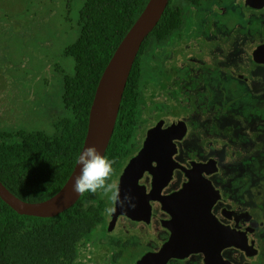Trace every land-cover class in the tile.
Returning <instances> with one entry per match:
<instances>
[{"label": "flooded vegetation", "instance_id": "1", "mask_svg": "<svg viewBox=\"0 0 264 264\" xmlns=\"http://www.w3.org/2000/svg\"><path fill=\"white\" fill-rule=\"evenodd\" d=\"M84 2L80 3L75 20L64 15L65 22L77 23V34L73 40L71 34L63 38L64 32L52 18L54 29L49 27L50 30L40 32L39 43L34 41L23 47L36 63L49 54L56 57L53 68H57L52 70L53 76L64 72L67 48L80 37L79 12ZM183 2L195 8L211 3L223 7L224 11L219 15L225 24L213 37H210L206 26L198 36L186 38L188 32L181 30L183 13V24L176 30L179 38L175 37L176 41L166 53L163 70L158 67L160 75L156 87L158 92H154L155 115L158 120L169 122L167 125L159 124L162 126L185 122L186 129L176 143L175 153V160L183 168H189L190 162L211 160L216 163L217 171L209 177L217 191L211 213L216 224L222 227L220 245L224 247L223 259L228 264H264V0H173V5L182 10L180 4ZM77 4L75 0L74 3L61 0L57 14L68 13L70 7ZM19 5L20 14H25L27 10L22 3ZM54 9L53 2L43 16L48 17ZM229 12L232 13L228 15ZM43 33H48L50 37L45 39ZM183 40L181 50H175V44ZM62 50L64 52L60 56L58 51ZM43 64L42 61L41 66ZM34 70L28 73V79L30 84L36 85L41 72L36 74ZM166 72L170 75H164ZM181 89L185 92H180ZM9 93L15 99L14 104L8 103L14 116L11 124L15 123L19 128L25 124L34 127L29 131H16L47 137L48 134L34 118L48 117L30 113L33 103L27 95L35 100L36 96L31 92ZM52 130L56 132L55 126ZM183 168H174L168 183L161 190L163 195L174 193L186 182ZM138 183L141 187L152 188L153 177L144 172ZM150 207L148 221H134L123 215L129 221L139 222L141 228L138 237L129 233L126 235L128 240L119 238L114 243L119 250L112 256L113 264L130 253L123 264H130L133 259V264H136L143 257L153 255L167 241L170 233L163 222L169 219V215L161 209L159 202L150 201ZM120 226L123 230L128 229ZM226 240L228 245L225 248ZM202 258L201 255H190L184 259H172L166 264H203Z\"/></svg>", "mask_w": 264, "mask_h": 264}, {"label": "trees", "instance_id": "2", "mask_svg": "<svg viewBox=\"0 0 264 264\" xmlns=\"http://www.w3.org/2000/svg\"><path fill=\"white\" fill-rule=\"evenodd\" d=\"M147 2L85 0L81 6L80 37L66 52L74 61L73 73L66 76L60 95L69 115L55 125L57 137L0 131V181L19 199L45 201L70 176L84 142L101 74ZM182 24V10L170 0L140 47L104 153L115 160L114 174L126 162L129 145L140 125L141 57L152 42L165 41ZM103 212L99 193L82 194L72 207L53 218L18 215L0 200V264H74L83 249L79 243L103 222Z\"/></svg>", "mask_w": 264, "mask_h": 264}, {"label": "water", "instance_id": "3", "mask_svg": "<svg viewBox=\"0 0 264 264\" xmlns=\"http://www.w3.org/2000/svg\"><path fill=\"white\" fill-rule=\"evenodd\" d=\"M169 1L148 0L115 48L97 84L79 154L84 148L95 145L104 155L113 134L131 68L143 41L157 25ZM185 129L184 121L149 129L143 146L130 158L120 176V196H130L134 207L127 203L123 207L114 205L116 210L111 213L112 221L123 215L134 221H148L150 201L159 202L161 209L169 215V219L163 222L170 233L167 241L153 255L143 257L136 264H166L172 259H184L190 255L203 256V264H228L222 257L224 247L220 245L222 227L216 224L211 213L217 191L209 177L217 171L216 163L211 160L190 162L186 169L175 160L176 143ZM77 160L64 185L49 199L41 202L23 201L0 181V200L18 215L38 218L59 215L72 207L82 195L73 190L75 177L80 173ZM176 167L183 168L186 182L174 193L163 195L161 190ZM144 172L152 175V188L141 187L138 183ZM226 234L228 236L227 231ZM227 245L226 240L225 248Z\"/></svg>", "mask_w": 264, "mask_h": 264}, {"label": "rangeland", "instance_id": "4", "mask_svg": "<svg viewBox=\"0 0 264 264\" xmlns=\"http://www.w3.org/2000/svg\"><path fill=\"white\" fill-rule=\"evenodd\" d=\"M70 3H74V0H69ZM78 4L74 7H70L71 11L64 14H57V10L61 8V0H0V131L12 133L18 129L25 131L32 130L34 127L30 125H24L22 128L11 124V120L14 116L11 112L12 107L8 104H14L15 99L12 93L9 92H31L36 96V100L27 95V99L33 104L31 105V114H40L43 117L34 118L39 122V126L48 134V138H56L58 133L53 131V127L57 122L69 115L62 104L60 95L64 86V75H70L73 73L74 61L69 57H65V70L63 73L55 74L53 76L52 70L53 63L57 59L50 54L45 56L39 63H36L30 53H26L23 47H26L28 43L37 42L38 35L45 29H54V23L57 22L58 28L64 32L63 38L71 34V40L76 37L77 23L65 22L64 15L70 20H75V16L78 12V7L82 0H75ZM55 4V9L49 13V16L45 15L46 9L51 8V4ZM22 3L26 13L20 14V5ZM181 9L184 13V25L181 30L187 33V37L198 36L205 27L208 26L210 37H213L218 32L225 22L222 20V16L219 15L224 11L223 7L217 6L214 3L202 5L199 8H195L188 3H181ZM215 7V8H214ZM214 10H218L215 12ZM232 12H229L230 15ZM68 14V15H67ZM53 18V19H52ZM27 20L28 22H24ZM49 29V30H50ZM29 30H32L29 33ZM191 33V35H189ZM45 39L50 37L48 33H43ZM56 34H53L55 36ZM180 35H183L182 33ZM177 31L169 36L163 43L152 42L149 50L146 51L141 57L142 61V80L140 84V104H139V119L140 125L136 130L134 139L129 145V151L126 162L123 163L121 171L124 169L125 164L138 153L140 145L144 140L146 133L149 129L159 125L168 124L169 122L158 120L155 115V101L154 92H158L157 82L159 79L158 67L163 70L166 53L173 46V42L176 41ZM179 38V36H177ZM182 43L175 44L177 50H181ZM31 45V44H30ZM66 50V48H65ZM62 52L59 55L62 56ZM32 53V52H31ZM57 54V51L55 52ZM44 64L41 66V62ZM168 62V60H166ZM165 62V63H166ZM57 63V61H56ZM56 65V64H55ZM35 68V73L41 72L36 85L30 84L28 79V73ZM44 69V70H43ZM167 70V67L164 71ZM164 75H170L169 72ZM22 82V83H21ZM30 82V83H29ZM185 85V80L182 79ZM180 92L184 89H181ZM40 92V93H39ZM9 94V95H8ZM8 101V102H7ZM164 118L169 116L163 115ZM15 122V121H14ZM120 171L111 177V182L117 185ZM99 193V192H98ZM99 200L104 209L103 222L99 224L89 235L83 238L79 245L83 249L76 259L74 264H113L111 259L116 249L114 243L119 238L128 240L126 235L132 233L133 236L138 235L139 222L129 221L124 216L117 222H112L111 213L106 209L114 207L108 197L99 193ZM97 203H99L97 201ZM128 227L123 230L121 228ZM146 229V228H145ZM121 236V237H120ZM138 237V236H137ZM115 248V249H114ZM130 254L122 257V260L117 264H123L127 261ZM134 263V259L130 264Z\"/></svg>", "mask_w": 264, "mask_h": 264}, {"label": "clouds", "instance_id": "5", "mask_svg": "<svg viewBox=\"0 0 264 264\" xmlns=\"http://www.w3.org/2000/svg\"><path fill=\"white\" fill-rule=\"evenodd\" d=\"M77 164L80 173L75 177L73 190L78 194L101 193L108 197L113 205L123 207L126 203L134 207L130 196L121 198L118 186L111 182L115 173V160L102 155L95 145L83 149L79 154ZM115 207L106 209L107 212H115Z\"/></svg>", "mask_w": 264, "mask_h": 264}]
</instances>
